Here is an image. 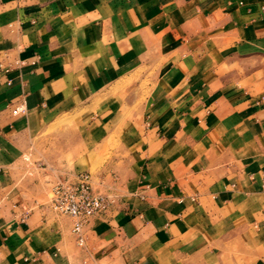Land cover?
<instances>
[{"label":"crops","instance_id":"crops-1","mask_svg":"<svg viewBox=\"0 0 264 264\" xmlns=\"http://www.w3.org/2000/svg\"><path fill=\"white\" fill-rule=\"evenodd\" d=\"M0 264H264V0H0Z\"/></svg>","mask_w":264,"mask_h":264},{"label":"built area","instance_id":"built-area-1","mask_svg":"<svg viewBox=\"0 0 264 264\" xmlns=\"http://www.w3.org/2000/svg\"><path fill=\"white\" fill-rule=\"evenodd\" d=\"M15 113L25 112L18 107ZM51 207L69 215L73 220V231L80 245L85 244V226L94 216L103 215L111 208L113 199L94 187L92 174L89 171L69 172L60 176L52 187Z\"/></svg>","mask_w":264,"mask_h":264},{"label":"rangeland","instance_id":"rangeland-1","mask_svg":"<svg viewBox=\"0 0 264 264\" xmlns=\"http://www.w3.org/2000/svg\"><path fill=\"white\" fill-rule=\"evenodd\" d=\"M151 85L150 82L147 81H137L135 82L133 88H136L137 94H138V101L141 100L143 97L139 96L140 92L145 94V91L147 89H149V86ZM107 186L105 187H100L98 188L100 191L104 192L105 194L110 196V199H113L111 208L108 210V212H106L105 214H103L102 216H106L112 209L113 206H115V204L117 203V199H118V193L115 192V189L113 186H111V184L107 183Z\"/></svg>","mask_w":264,"mask_h":264}]
</instances>
